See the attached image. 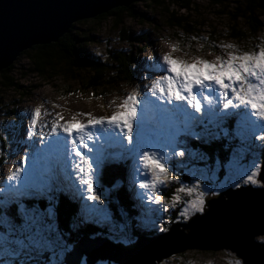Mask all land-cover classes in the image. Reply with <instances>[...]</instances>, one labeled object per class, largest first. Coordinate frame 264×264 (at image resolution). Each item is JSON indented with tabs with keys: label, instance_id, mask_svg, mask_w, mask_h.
Segmentation results:
<instances>
[{
	"label": "rangeland",
	"instance_id": "obj_1",
	"mask_svg": "<svg viewBox=\"0 0 264 264\" xmlns=\"http://www.w3.org/2000/svg\"><path fill=\"white\" fill-rule=\"evenodd\" d=\"M153 1L156 2L153 3ZM231 1L224 0L223 2L226 5H233L234 3ZM167 3H170V1L143 0L135 2L129 8L130 12L125 11L122 15V23L117 28L114 27L113 18L103 21L98 26L92 24L90 19L73 24V29L76 33H87L93 40L94 43L87 48L88 52L108 63L107 76L112 83L97 92H86L80 88L82 82L85 83L93 73L90 75L86 71L81 74L78 80L70 82L64 81L62 77L45 80L32 71V67L25 56L21 55L17 58L13 64L16 72L15 77L19 80L21 89L18 91L0 90V210H3L15 199L20 198L25 201V198H32L34 201L39 200L34 199L32 196L19 195L16 191V189L22 188L27 181L37 187L50 185L59 187L62 191L70 190L78 193L79 201L76 204L82 209V221L78 223L82 225L81 228L86 229L87 226L91 225L103 228L109 227V230L114 231L120 228L121 223L113 219L109 208L110 204L113 205L115 203L113 193L115 190L108 187L105 178L103 180L102 170L105 165L101 166L100 171L95 173L93 177L96 193L101 198V203L89 202L83 198L88 194L86 188H81L77 180L74 179L77 172H74L70 165L66 168L58 158L50 162L41 157L40 162H36L37 154L43 155L39 150L42 145L40 137L43 136L44 138L43 144L51 139L47 133L51 131L53 123L72 122L73 118L86 123L84 115L78 114H90L94 118L110 116L118 104L132 93H136L141 100L138 106L137 118L151 120L152 113L149 101L153 104L155 101L152 100L151 95L147 92V88L151 86L152 80L159 75V72L156 71V68L159 67L158 58L168 53L173 46L177 48V51L172 52L171 55L189 62L193 58L212 61L217 56L226 59L228 50L223 45H233L237 54L255 52L260 47H264V11L260 8L256 11L258 12L257 19L260 25L259 33L252 39V43L256 41V47H253L252 44L249 47H243L227 37L228 32L227 34L225 33L227 18L218 13L223 7L212 6L205 0H190L188 1L189 8L187 9L180 7L183 4L181 1L174 5H168ZM244 4L242 2V5ZM165 8L169 9L170 12H177L178 15H182L191 21L189 30L182 31L172 26L165 15ZM239 23L240 26L245 27L247 20H242ZM146 41L149 47L143 51L142 47ZM209 49L213 51H208ZM112 52L131 56V61L128 63L129 75L126 79L121 74V68L116 67L112 57L109 55ZM109 70L111 71L110 74ZM194 91L197 97L201 98L200 91ZM204 95L215 97L214 92L207 90L204 91ZM146 104H148V108L145 107ZM218 107L219 105L217 104ZM37 108L40 109V115L34 129L33 138L29 140L27 131L30 125L31 112ZM180 108L188 112L189 115L196 116L198 123L189 125V131L194 134L198 133L200 135L205 131L209 120L215 121L217 119L215 116L210 115V110L207 106L203 108L201 115H197L192 110L187 109L186 105L182 104ZM58 117L62 119H58ZM14 118H16L17 122L14 121ZM252 122L255 123V121ZM235 128L234 136L237 140L243 138L242 142L247 141L245 147L251 149L253 153L249 149L245 151L251 156L254 155L256 149L257 152L264 150V142L255 140L254 135L249 136L240 119L236 122ZM151 131L155 136L163 137V133L157 129L152 128ZM86 132H89L90 135L84 136V140L86 142L95 140L93 147L98 148L107 145L108 147L103 146L105 152L110 153L114 157H118L124 151L125 142L116 132L104 133L100 128L86 129ZM255 133L264 135V132H261L258 127L255 129ZM101 136H103V139H98ZM182 139L185 143L177 147L185 151V156L182 158L173 157L172 153L168 152V159L165 160L166 165L170 169L169 175H174L175 179L165 180L158 187L156 194L163 197L159 203L150 201L151 191L141 190L136 186L139 181L147 179L146 176L141 177L137 174L138 162L133 163L131 160L127 162L124 170L129 183V194L136 206V210H139L140 214L130 227H124L126 233L122 232L116 237L112 236L114 238L112 239L113 241H118L120 238V242H126L130 228L136 227L139 233L138 236H142L141 232L147 234L148 232H156L155 236H158L168 231L170 222H173V220L185 223L190 216L198 213L191 207L192 202L201 193L206 196L205 194L209 190H215V193H220L241 186H262L261 182L256 179L262 164V156H259L257 152L252 158L254 160L252 161L253 163H239L237 162L238 159H236L234 161L231 160L226 165V168L222 169L219 168L220 166L208 164L209 159L207 156L195 152V148L191 146L192 142L195 141L193 137H182ZM60 140L63 141V137L60 136ZM165 143H167V140L161 138L155 145V150L157 152H166ZM81 151L83 150L81 149ZM59 154L62 162L68 165L66 162L68 160L66 157L67 153L61 151ZM84 155L90 156L87 152H84ZM201 156L204 159H201ZM22 159H26L22 176L20 180L10 183L7 177L15 172L16 167L19 166V161ZM56 160L59 163L55 167L54 163ZM68 162L70 164L69 160ZM254 164L256 165L255 168H253ZM253 171L256 172L255 176L251 175ZM53 172L57 174L56 177ZM249 177H251V180H249ZM67 179L71 181L70 184ZM184 179L189 181L188 185L184 184ZM246 180H249V182L246 183ZM197 181L200 183L199 188L195 187ZM13 184H15V188ZM189 187L193 188L191 198L188 197V192L177 191L178 188H185L186 191ZM174 197L176 198L175 200L173 199ZM30 215L31 213L28 211L26 215L28 220L24 219L22 221V224L27 223L29 225L26 230V238L28 240L22 239L24 238L21 236L22 234L18 236L16 232L12 231L9 227L11 222L4 221L0 224V250L4 247L6 250L5 256L0 252V264H28L26 262H30L29 264H55L54 261L58 262L62 258L63 252L65 253L69 247V244H67L61 250L53 246L57 245V241L52 236L56 231L60 233L56 221L57 213L54 208H51L50 211L48 209L44 213H39L35 217V222L29 219ZM185 216H187V219H185ZM44 217L48 219L45 220L43 219ZM125 220L128 226L129 222H133L129 221V219ZM180 220H183V222ZM71 227L76 229L73 222ZM70 233L71 231L67 232L66 236L70 235ZM138 236H129L132 238L129 241H134ZM30 252H32L33 256L36 255L35 259L39 260L37 263L31 262L33 259L29 260L31 259L30 255L23 256L26 253L30 254ZM45 255L47 256L45 257ZM237 260L235 254L230 251L217 253L189 251L167 259L161 264H235ZM14 261H18V263ZM81 264H86L85 257H83ZM96 264L114 263L98 261Z\"/></svg>",
	"mask_w": 264,
	"mask_h": 264
},
{
	"label": "snow or ice",
	"instance_id": "obj_2",
	"mask_svg": "<svg viewBox=\"0 0 264 264\" xmlns=\"http://www.w3.org/2000/svg\"><path fill=\"white\" fill-rule=\"evenodd\" d=\"M223 47L228 50L226 59L217 56L212 61L193 58L190 62L173 57L171 53L177 51V48L171 47L168 53L158 58L159 67L156 71L159 75L147 88V92L155 101L154 104L149 101L151 120L137 118L141 100L136 93L129 94L110 116L94 118L90 114H78L84 115L87 122L73 118L72 122L53 123L51 131L47 133L51 139L48 141V152L43 159H54L61 151L67 153L71 169L77 172L74 179L81 188H86L88 193L83 198L97 204L101 203V198L96 193L93 177L100 171L101 166L108 165L118 168L126 167L129 160L133 163L138 162L137 174L141 177L146 176L147 179L139 181L136 186L141 190L151 191L150 201L159 203L163 197L157 195L156 190L165 180L175 179L174 175H169L170 169L165 163L168 159V152H171L173 157L182 158L185 156V151L177 147L185 143L182 137H193L197 141L201 139L198 133L194 134L189 131V125L198 123L196 116L189 115L180 108V105H186L187 109L197 115H201L203 108L207 106L210 115L217 118L216 127L224 135H227L228 129L222 127L223 123L230 118L239 117L247 134L254 135L255 140L264 142V135L255 133L257 127L264 132V47H260L255 52L242 54H237L233 45H223ZM194 90L200 91L201 98L197 97ZM205 90L214 92L215 97L204 95ZM145 107L148 108V104ZM39 115V108L31 112L27 131L29 140L33 138ZM58 119L62 118L58 117ZM95 128L102 129L104 133L116 132L125 142L124 151L118 157H114L106 153L103 146L99 149L93 147L95 140L86 142L84 136L90 135L86 129ZM152 128L163 133V137L155 136L151 131ZM61 134L64 137L63 141L60 140ZM161 138L167 140L164 145L167 148L166 152L155 150V145ZM98 139H103V136ZM216 139H219V135L212 137V140ZM40 140L43 144V136ZM205 142L212 141L205 138ZM84 152L89 153L90 156H85ZM40 159L41 156L38 153L36 162L39 163ZM201 159L204 157L201 156ZM25 163L26 159L19 161L15 172L7 177L10 183L20 180ZM56 163L58 164L59 161L56 160ZM255 166L254 164L253 168ZM251 175L255 176L256 172L253 171ZM120 183L121 181L117 180L112 187L119 190L117 186ZM13 187H16L15 184ZM195 187H200L199 181ZM16 191L22 196L27 195L34 199L46 200L47 206H51L53 199H57L58 195L62 194L59 187L50 185L37 187L27 181L22 188ZM177 191L185 192V188H178ZM192 191L193 188H187L189 194ZM203 205L204 199L201 193L192 202L191 207L194 211L200 212ZM28 211L31 213L29 219L35 222V217L39 215V212L35 208H30Z\"/></svg>",
	"mask_w": 264,
	"mask_h": 264
},
{
	"label": "water",
	"instance_id": "obj_3",
	"mask_svg": "<svg viewBox=\"0 0 264 264\" xmlns=\"http://www.w3.org/2000/svg\"><path fill=\"white\" fill-rule=\"evenodd\" d=\"M143 0H0V72L25 51L56 43L74 23ZM147 1V0H145ZM190 0H178V2ZM260 187L209 190L201 212L173 223L155 237L126 243L89 235L70 245L60 264L107 261L114 264H161L189 251L233 252L241 264H264V159L256 178ZM114 218L123 220L113 207ZM121 218V219H120Z\"/></svg>",
	"mask_w": 264,
	"mask_h": 264
},
{
	"label": "trees",
	"instance_id": "obj_4",
	"mask_svg": "<svg viewBox=\"0 0 264 264\" xmlns=\"http://www.w3.org/2000/svg\"><path fill=\"white\" fill-rule=\"evenodd\" d=\"M170 3L168 5H174L178 3V0H168ZM212 6H217L225 8L224 10L218 13L227 18V28L226 34L227 37L234 41L237 44L242 45L243 47L252 46L256 47V41L252 43V39L259 33L260 25L258 24L257 9L260 8L264 11V0H232L233 5H226L224 0H205ZM156 1H153L155 3ZM242 2L245 4L242 5ZM182 8H189V3L183 1V4L180 5ZM125 11H129L130 9L126 8H115L110 12L100 15L96 18L90 19V22L95 26L100 25L103 21L109 20L111 18L114 19V27H118L122 23V15ZM165 15L167 16V20L174 26L175 28H179L182 31L189 30V26L191 21L187 20V18L182 15H178L177 12H170L169 9L165 8ZM247 20V25L240 26V21ZM191 30V29H190ZM126 38H128L126 36ZM140 39V38H139ZM141 40V39H140ZM94 43L91 37L87 33L78 34L73 29V26L70 29V32L64 36H62L56 43L44 46H35L28 51L22 53V56H25L29 61L30 66L32 67V71L35 72L38 76L42 77L45 80H51L55 77H62L64 81L70 82L78 80L81 74H84L86 71L89 76L88 80L81 84L80 88L83 91H93L97 92L98 90H102L104 87L109 86L112 82L109 80L108 73V63L101 60L97 56H93L92 53H89L87 48ZM149 47L148 42L146 41L142 47V50H146ZM86 50V51H85ZM152 50V49H151ZM213 51V50H208ZM153 52V50H152ZM20 55V56H21ZM113 62L116 64V67L121 68V74L124 75V78L129 75V62L131 61V56L123 55L122 53H111L109 54ZM15 66L12 64L9 68L0 72V90L1 91H9V90H20L21 86L19 85V80L15 77ZM111 71L109 70V74ZM80 81V80H79ZM239 120V117L230 118L225 121L222 127H226L228 129L227 135H224L219 128L216 127L217 119L215 121L209 120L205 131L200 134L201 139L199 141L195 140L192 142L191 146L195 148V152L198 154H202L207 156L209 159L208 164L220 166L219 168H226V165L231 162V160H237V162H243L244 164H250L254 161L252 158L255 156L250 155L247 151L249 148H246V142L242 139L237 140L234 136V130H236L235 125ZM16 121V118H14ZM13 121V122H14ZM219 135V139L212 140V137ZM205 138L212 141L210 143L205 142ZM237 140V141H236ZM4 142V141H3ZM234 143V144H233ZM233 145V146H232ZM251 151V149H249ZM252 152V151H251ZM248 153V155H246ZM253 153V152H252ZM259 156H262V160L264 159V150L257 152ZM246 155V156H245ZM234 158V159H233ZM207 164V165H208ZM214 169V168H213ZM223 171V170H222ZM107 181V185L109 188L115 190L114 197L116 201V206L122 210L125 214L126 219L129 221H134L136 219V206L129 199V195L127 194V190L123 188L127 184V177L124 172L116 167H107L104 171L103 180ZM121 181V183L117 186V188H113L112 185L115 181ZM183 180V179H182ZM184 184L188 185L189 181L184 179ZM122 187V188H121ZM129 192V191H128ZM187 192V190L185 191ZM191 194H188V197L191 198ZM204 197V196H203ZM60 198V199H59ZM186 200V199H185ZM58 204V208L56 209L57 213V226H59V232H55L52 236L57 241V245H53L56 249H61L63 246L67 244L72 245L76 243L81 236L89 235L91 237H104L114 239L112 236L116 237L120 230H109V227H98L96 225L87 226L86 229L81 228L82 225L81 220L78 222V210L76 207L75 201L72 197L67 196L64 200L58 195V199H55ZM11 202L9 203V205ZM73 205V206H71ZM23 208V209H22ZM35 208L39 212H45L48 208L47 201L41 199V201L31 200L29 203L17 202L10 205L9 208H5V210H0V224L4 221L11 222L9 227L13 232H16L18 236L22 234L26 239V232H22L20 224L22 221L26 219V215L28 213V209ZM46 209V210H45ZM120 211V210H119ZM3 213V214H2ZM5 214V215H4ZM68 221V222H67ZM183 222V220H180ZM72 222L75 224L76 229L71 227ZM173 222H170V225ZM180 223V222H179ZM53 224V223H51ZM130 226L132 222L129 223ZM26 226L28 229L29 225L24 223L22 226ZM55 228V227H54ZM58 228V227H57ZM89 229V230H87ZM106 229V230H105ZM169 229V227H168ZM1 230V227H0ZM70 235L66 236L67 232H70ZM126 233V232H124ZM129 236L139 235L138 232L130 229L128 231ZM142 235L146 236H155V233L148 232L142 233ZM61 238V239H60ZM75 238V240H73ZM70 239V240H69ZM68 242V243H67ZM61 243V244H60ZM53 244V242H52ZM60 250V251H61ZM0 252L5 256L6 250L5 247L0 250ZM30 255L32 260L31 262L37 263L39 260L35 259L36 255L33 256L32 252L30 254H24L23 256ZM64 255V252H63ZM47 255H45L46 257ZM58 258V257H57ZM56 258V259H57ZM11 260V259H10ZM62 258L57 262L54 261L55 264H60ZM18 263V261H14ZM10 263V262H9ZM30 263V262H26ZM33 264V263H32ZM38 264V263H37ZM46 264V263H39Z\"/></svg>",
	"mask_w": 264,
	"mask_h": 264
},
{
	"label": "bare ground",
	"instance_id": "obj_5",
	"mask_svg": "<svg viewBox=\"0 0 264 264\" xmlns=\"http://www.w3.org/2000/svg\"><path fill=\"white\" fill-rule=\"evenodd\" d=\"M60 136L63 137L62 134H61ZM63 139H64V137H63ZM39 150L43 153V155H40L41 157H43L45 154H47V152H48V141H46L45 144H42V145L39 147ZM66 157H67V156H66ZM57 158L61 161L62 165L65 166L66 168H67V166L70 165L69 162H68V160H66V162H67L68 165H65V163L62 162L59 153L56 154V156H55L54 159H57ZM54 159H51V160H49V161L52 162V160H54ZM54 165H55V167H56V166H57V163L55 162Z\"/></svg>",
	"mask_w": 264,
	"mask_h": 264
},
{
	"label": "clouds",
	"instance_id": "obj_6",
	"mask_svg": "<svg viewBox=\"0 0 264 264\" xmlns=\"http://www.w3.org/2000/svg\"><path fill=\"white\" fill-rule=\"evenodd\" d=\"M237 264H240V261L239 260H237Z\"/></svg>",
	"mask_w": 264,
	"mask_h": 264
}]
</instances>
